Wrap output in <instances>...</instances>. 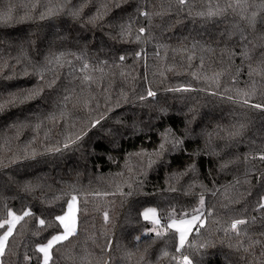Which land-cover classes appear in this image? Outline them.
Returning a JSON list of instances; mask_svg holds the SVG:
<instances>
[{"label": "trees", "instance_id": "obj_1", "mask_svg": "<svg viewBox=\"0 0 264 264\" xmlns=\"http://www.w3.org/2000/svg\"><path fill=\"white\" fill-rule=\"evenodd\" d=\"M252 105L264 0H0V222L31 212L0 264H44L72 197L77 230L49 264H264ZM148 207L204 226L176 251Z\"/></svg>", "mask_w": 264, "mask_h": 264}, {"label": "snow or ice", "instance_id": "obj_2", "mask_svg": "<svg viewBox=\"0 0 264 264\" xmlns=\"http://www.w3.org/2000/svg\"><path fill=\"white\" fill-rule=\"evenodd\" d=\"M186 0H179L180 4H184ZM141 33H143L144 29H140ZM123 59V57H121ZM149 96L155 95L153 92L148 93ZM247 102V101H245ZM255 108H262L264 106L261 105H252ZM67 147V145H65ZM259 159L264 160V155H261ZM76 197H72L73 203L75 202ZM203 199L200 200V205L203 206ZM261 208H264V203L260 204ZM199 213V209L196 210ZM31 215L30 211H25L23 215H17L13 211L9 210L7 212V219H4L0 222V229H4L5 225H7L6 231L3 235H0V256H3L5 253V248L7 247L9 237L13 235V230L16 228L17 224L24 220L25 217ZM141 215L146 221H150L153 225L152 231L155 232L156 236L162 237L167 235V231L165 228L161 227V218L158 215L157 209L155 207L146 208ZM187 215V214H185ZM107 218V216L105 217ZM56 219L59 221L60 225L63 226L64 232L61 235H53L51 239L48 241L46 245L38 247L37 251L43 253L44 256V264H49V260L51 259L50 250L54 245L61 243L62 241L68 240V238L72 235H75L76 232V216L73 211V204H69V213L66 216H57ZM201 221L200 215H193L191 219H180L179 221L172 219L170 223H168L165 227L168 230H172L178 236V247L176 251H180L187 240L188 235L192 231L193 226ZM245 220H236L232 224V229L236 230L238 225L245 224ZM39 224L44 226L45 221L43 219L39 220ZM203 222H200V227H203ZM157 229H159L157 231ZM167 255V253H165ZM182 264H192V261L187 256L182 257Z\"/></svg>", "mask_w": 264, "mask_h": 264}, {"label": "rangeland", "instance_id": "obj_3", "mask_svg": "<svg viewBox=\"0 0 264 264\" xmlns=\"http://www.w3.org/2000/svg\"><path fill=\"white\" fill-rule=\"evenodd\" d=\"M69 204H73V211L75 212V216L77 217V211H78V200H77V198H76V200H75V202L73 203V201H72V199L70 200V202H69ZM69 204H68V207H67V211H66V213H65V215H63V216H66V215H68V213H69ZM146 209V208H145ZM144 209V210H145ZM143 210V211H144ZM158 212V211H157ZM158 215H159V217L161 218V227H164L165 225H167L168 223H170L171 222V220L172 219H175V220H177V221H179L180 219H191V217L193 216V215H200V217H201V221L200 222H202V215L200 214V211H199V213L197 212V211H195L194 213H192L191 215H185V214H182V215H178L177 213H171V214H168V215H162V214H160L159 212H158ZM148 222V224H149V229H148V232H152V233H155L154 231H152V229H153V225H152V223L150 222V221H147ZM200 222H197L194 226H193V228H192V231L190 232V234L188 235V237H187V240L185 241V244L187 243V241H188V239H189V237L191 236V234L194 232V230L196 229V228H198V226L200 225ZM5 227H7V225H5ZM7 229V228H6ZM77 229V228H76ZM159 229H157V231H158ZM185 244H184V246H185ZM43 258H44V256H43Z\"/></svg>", "mask_w": 264, "mask_h": 264}, {"label": "crops", "instance_id": "obj_4", "mask_svg": "<svg viewBox=\"0 0 264 264\" xmlns=\"http://www.w3.org/2000/svg\"><path fill=\"white\" fill-rule=\"evenodd\" d=\"M77 213H78V211H77ZM65 215V214H64ZM63 216V215H62ZM76 228H77V217H76ZM77 230V229H76ZM63 232H64V229H63ZM63 232L62 233H60V234H58V235H61V234H63ZM52 250V249H51ZM51 250H50V255H51ZM43 254V253H42ZM1 257V256H0ZM43 261H44V258H43Z\"/></svg>", "mask_w": 264, "mask_h": 264}]
</instances>
